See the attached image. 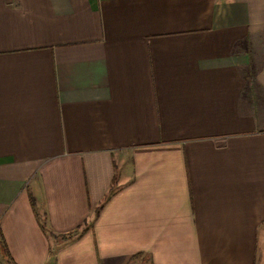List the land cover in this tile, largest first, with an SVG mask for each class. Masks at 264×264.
<instances>
[{
	"label": "crops",
	"instance_id": "obj_1",
	"mask_svg": "<svg viewBox=\"0 0 264 264\" xmlns=\"http://www.w3.org/2000/svg\"><path fill=\"white\" fill-rule=\"evenodd\" d=\"M0 264H264V0H0Z\"/></svg>",
	"mask_w": 264,
	"mask_h": 264
},
{
	"label": "trees",
	"instance_id": "obj_2",
	"mask_svg": "<svg viewBox=\"0 0 264 264\" xmlns=\"http://www.w3.org/2000/svg\"><path fill=\"white\" fill-rule=\"evenodd\" d=\"M43 227V226H42ZM3 248H4V253H5V256L6 257H8V254L6 253V251H5V247L3 246ZM10 260V259H9Z\"/></svg>",
	"mask_w": 264,
	"mask_h": 264
}]
</instances>
